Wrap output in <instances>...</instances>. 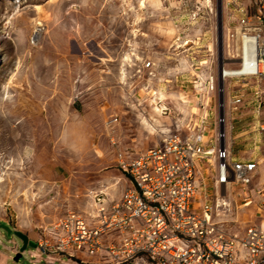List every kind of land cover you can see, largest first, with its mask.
<instances>
[{
	"label": "rangeland",
	"instance_id": "obj_1",
	"mask_svg": "<svg viewBox=\"0 0 264 264\" xmlns=\"http://www.w3.org/2000/svg\"><path fill=\"white\" fill-rule=\"evenodd\" d=\"M243 1H0V30L2 13L9 10L13 23L4 34L9 40L0 44V264H112L102 251L58 249L59 221L76 215L97 225L96 206L109 214L131 186L119 154L129 161L171 134L193 140L202 127L216 128L201 143L205 153L195 158L192 175L195 163L204 161L209 174H197L196 196L214 202L213 191L206 188L203 195L201 189L210 184L212 170L217 173V147L211 143L219 142L224 123L219 126L217 118L234 98L224 95V88L234 83V96L253 86L249 79L219 76L222 66H236L222 44L227 31L238 26L236 9ZM35 5L45 7L47 21L34 29L38 42L34 34L29 37L31 27L22 43L15 36L24 26L19 15L35 19ZM205 110L211 113L206 116ZM111 119L116 121L107 126ZM213 154L217 161L208 162ZM250 220L247 215L228 231ZM14 232L35 246L22 249ZM120 237L110 228L99 242L115 246Z\"/></svg>",
	"mask_w": 264,
	"mask_h": 264
},
{
	"label": "built area",
	"instance_id": "obj_2",
	"mask_svg": "<svg viewBox=\"0 0 264 264\" xmlns=\"http://www.w3.org/2000/svg\"><path fill=\"white\" fill-rule=\"evenodd\" d=\"M252 8V13L242 11L237 26L241 39L252 36L255 40L251 44L252 57L247 62L241 59L238 66L242 72L222 75L220 79L254 80L250 105L264 112V0H252ZM236 37L235 28L228 30L227 41L222 44L227 58L235 63L236 45L229 41L236 42ZM208 88L213 89L212 82ZM235 93L232 104H241L243 94ZM115 121L111 119L106 124ZM217 122L222 126L223 116ZM217 139L215 183L223 186L236 182L248 186L254 178L256 162L233 160L223 145L222 129L218 130ZM201 143L200 134L193 140H182L171 134L160 145L129 161H124L119 154L118 164L131 186L112 203L109 214L104 213V208L98 209L101 219L93 228L76 215H67L59 221L58 249L82 246L89 255L102 251L112 264L142 261L148 264H264V224L246 226L240 234L230 233L214 221L211 205L204 204L200 212L190 209L194 194L193 164L200 153H205ZM257 195L258 206L264 210V188ZM249 203L244 201V205ZM110 228L120 232V242L102 246L99 237ZM44 244L39 242L38 247L44 249Z\"/></svg>",
	"mask_w": 264,
	"mask_h": 264
},
{
	"label": "crops",
	"instance_id": "obj_3",
	"mask_svg": "<svg viewBox=\"0 0 264 264\" xmlns=\"http://www.w3.org/2000/svg\"><path fill=\"white\" fill-rule=\"evenodd\" d=\"M236 11H238V18L241 15L242 11L252 13V0L243 1L242 5H240L238 9H236ZM248 83H254V80H249ZM232 85H234V83ZM232 85L230 83L224 88V95H226L229 99L233 97L231 89ZM236 85H238V83ZM253 88V86H250L247 88H243L242 90H236L240 91L239 93L243 94V100L241 104H228V106L224 107L222 111L224 124L221 129L223 130L225 136L223 142L225 144L224 146L228 150L230 157L233 160H253L256 162L254 178L246 187L241 186L236 182H229L226 185L218 186L215 183L217 173L215 174V171L212 170L210 184L206 183L203 189H201L203 195H207L206 188H210V192L213 191L215 195L214 202L212 204L208 203L212 206L213 210L216 209V211H214L215 213L212 214L213 219L218 223H222V226L227 231L229 229V226L238 223L239 221L241 222V220H245V217H247V215L251 220L246 222L245 227L249 225L264 224V210L258 206L259 196L257 195V192L264 188V112L256 111L253 106H251L253 108L251 109V107L246 104L247 100H250V92ZM209 113L211 112H207V110H205L206 116ZM189 131H196V126H192ZM215 131V127H202L201 132L204 133L203 137L206 139L205 141H203V143H207L210 137L214 136ZM192 136L193 134L191 135V137ZM194 137H192V139ZM212 141L213 142L211 144H213V146H211V148L216 149L218 143L215 138ZM235 146H238L237 153L236 151H234ZM212 159L213 160H211V157L208 158V162L214 161L215 163L217 161L214 157V154L212 155ZM205 165L206 164H204V161L203 163L201 161L195 163V172L193 179L195 189L193 197L190 201V209L194 212H200L203 205L208 201L205 200L203 202H199V197L196 196V193L199 189V187L197 186V174H200L201 178L209 174ZM215 169L216 167L214 168V170ZM244 201H250V203L244 205ZM223 202L226 204H223ZM239 215L240 218L238 217ZM244 228L237 229L236 227V231H232L231 233L240 234L243 232Z\"/></svg>",
	"mask_w": 264,
	"mask_h": 264
},
{
	"label": "bare ground",
	"instance_id": "obj_4",
	"mask_svg": "<svg viewBox=\"0 0 264 264\" xmlns=\"http://www.w3.org/2000/svg\"><path fill=\"white\" fill-rule=\"evenodd\" d=\"M0 1H5V0H0ZM7 1H10V0H7ZM210 3V0H204V4L205 5H209ZM8 7V6H7ZM35 11H36V18L35 19H29L28 17H26L25 15H19V21H21L23 23V28L21 27H17V29H15V31L18 32V35L15 34L16 38L18 41L20 42H24L22 41L25 37H24V33H25V30L29 29L32 27L31 31H30V35L29 37L34 34V38L37 39V42H38V36H39V32L35 31L34 29L35 28H38L39 26L42 25V23L45 21H47V14H46V10H45V7L43 6H40V5H35ZM5 17H4V22L2 24V28L0 30V44L1 42H3V40L6 38L7 40H9L8 37L4 36L6 30L8 29H11L12 28V24L11 23V14H10V11L8 10L7 12H4L2 13ZM1 16V14H0ZM17 26V25H16ZM14 30V29H13ZM171 30V29H170ZM197 31V29H196ZM235 32L237 33V40H236V55H237V62H236V66L234 67H231V68H226V67H223L222 66V71L221 69L219 70V76L220 78L222 77V75L224 76H227V75H234L236 73H239V72H242L243 69H241L238 64L240 63L241 59L244 60V61H248V58H251L252 57V53H251V44H254L255 40L252 38V36H243V39H241V36H240V31H239V27H235ZM32 37V36H31ZM22 38V39H21ZM7 42V41H5ZM9 42V41H8ZM40 42V41H39ZM37 44V43H36ZM29 50V49H28ZM28 50H26L28 52ZM3 52V48L2 46L0 45V62L2 61L1 59V54ZM27 54V53H26ZM231 54V52H230ZM11 79H9L8 83H11ZM221 81V80H220ZM20 86V85H18ZM22 86V85H21ZM206 86V85H205ZM204 86V89H207V87ZM213 89H208V91H212ZM23 94V93H22ZM159 96L163 99V96L161 93H159ZM26 97V96H25ZM207 97V96H206ZM183 98V97H182ZM20 101L21 103H25L26 105L29 104V101L28 99L24 98L23 96L20 98ZM207 101H208V97H207ZM157 109V108H156ZM40 110V109H39ZM158 111V110H157ZM201 120H204V117L201 118ZM200 120V122H201ZM196 125H199L198 123ZM264 127V126H263ZM204 136V133H201L200 134V138L203 141H205L206 139L203 137ZM208 151L212 152V149H208ZM209 152V153H210ZM223 204H226L223 202ZM219 206V205H218ZM96 213L95 215L97 214L98 212V207L96 206ZM94 215V216H95Z\"/></svg>",
	"mask_w": 264,
	"mask_h": 264
},
{
	"label": "water",
	"instance_id": "obj_5",
	"mask_svg": "<svg viewBox=\"0 0 264 264\" xmlns=\"http://www.w3.org/2000/svg\"><path fill=\"white\" fill-rule=\"evenodd\" d=\"M14 234L21 240L22 242V249H24L26 247V245H29V246H35V244L31 243L30 241H27V238L25 235L19 233V232H14Z\"/></svg>",
	"mask_w": 264,
	"mask_h": 264
}]
</instances>
